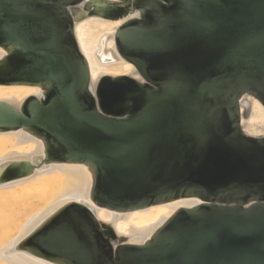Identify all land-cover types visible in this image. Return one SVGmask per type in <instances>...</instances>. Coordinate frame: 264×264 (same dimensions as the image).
I'll use <instances>...</instances> for the list:
<instances>
[{
    "label": "water",
    "instance_id": "obj_1",
    "mask_svg": "<svg viewBox=\"0 0 264 264\" xmlns=\"http://www.w3.org/2000/svg\"><path fill=\"white\" fill-rule=\"evenodd\" d=\"M0 133L56 162L63 196L29 227L37 264H264V0H0Z\"/></svg>",
    "mask_w": 264,
    "mask_h": 264
},
{
    "label": "bare ground",
    "instance_id": "obj_2",
    "mask_svg": "<svg viewBox=\"0 0 264 264\" xmlns=\"http://www.w3.org/2000/svg\"><path fill=\"white\" fill-rule=\"evenodd\" d=\"M32 91L25 84H0V100L25 99ZM242 100L248 101L246 113ZM239 110L242 130L251 136H264L261 102L244 97ZM42 155L43 150L29 137L0 133V172L8 161H32ZM69 179L65 170L50 162L35 166L26 175L0 182V264H37L20 252V246L30 225L63 196Z\"/></svg>",
    "mask_w": 264,
    "mask_h": 264
},
{
    "label": "rangeland",
    "instance_id": "obj_3",
    "mask_svg": "<svg viewBox=\"0 0 264 264\" xmlns=\"http://www.w3.org/2000/svg\"><path fill=\"white\" fill-rule=\"evenodd\" d=\"M248 98H247V100H248ZM247 100H242V102H241V106L244 109L245 113L247 112V107H248V103H247L248 101ZM262 132H264V131H262ZM246 134H248V133H246ZM249 135H252V134H249Z\"/></svg>",
    "mask_w": 264,
    "mask_h": 264
}]
</instances>
